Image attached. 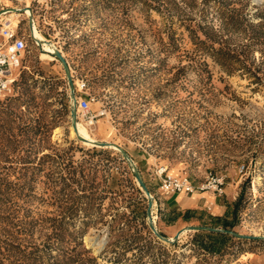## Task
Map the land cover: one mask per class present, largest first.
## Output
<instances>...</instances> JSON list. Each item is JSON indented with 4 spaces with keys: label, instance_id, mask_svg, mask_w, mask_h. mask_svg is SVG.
Returning <instances> with one entry per match:
<instances>
[{
    "label": "rangeland",
    "instance_id": "obj_1",
    "mask_svg": "<svg viewBox=\"0 0 264 264\" xmlns=\"http://www.w3.org/2000/svg\"><path fill=\"white\" fill-rule=\"evenodd\" d=\"M2 6L26 8L0 14V27L15 29L26 49L12 89L0 95V264H264V0ZM55 49L75 96L92 98L93 115L105 110L91 142L72 132ZM76 122L87 124L81 113ZM96 141L132 159L163 237L200 226L244 238L186 232L157 243L130 166ZM159 168L195 188L209 173L222 177L223 193L212 197L220 214L170 203L193 193L161 195Z\"/></svg>",
    "mask_w": 264,
    "mask_h": 264
},
{
    "label": "built area",
    "instance_id": "obj_2",
    "mask_svg": "<svg viewBox=\"0 0 264 264\" xmlns=\"http://www.w3.org/2000/svg\"><path fill=\"white\" fill-rule=\"evenodd\" d=\"M4 10L2 0H0V12ZM26 41L15 29L8 26L0 27V95L9 92L17 80L19 69L24 58ZM17 71V74L15 72ZM85 88V83L76 84L77 91L81 92ZM92 98L89 95L76 97V110L82 114L87 123L94 125L98 117L105 115V110L101 109L96 114H92L90 105ZM78 114V113H77ZM158 177V190L161 195L171 194H192L197 191H209L216 195L223 193V178L209 173L204 178L203 183L195 188L188 176L173 175L167 173L166 168H159L156 171Z\"/></svg>",
    "mask_w": 264,
    "mask_h": 264
},
{
    "label": "water",
    "instance_id": "obj_3",
    "mask_svg": "<svg viewBox=\"0 0 264 264\" xmlns=\"http://www.w3.org/2000/svg\"><path fill=\"white\" fill-rule=\"evenodd\" d=\"M25 10H26V8L13 9L12 11L24 13ZM12 11L9 9H4L0 13H6V12L8 13V12H12ZM29 21H30L29 23H30V27H31L33 24L32 19H30ZM53 55L62 64L64 72H65V76H66V79H67V82H68V85H69V88L71 91V109H70L71 128L73 129V131L75 133H77V128H76V119H77L76 96L74 93V86H73L71 74H70V71H69V68H68V65H67L65 59L63 58V56L60 54V52L57 49L54 50ZM76 138L80 142H88L87 139L81 137L80 135H77ZM92 144L96 147L116 149L121 154L123 160L130 166L132 175H133L138 187L140 188L141 192L144 194V197L147 200L145 215H146L148 227L150 228L154 237L156 239H158V241H161L162 243H165V244H174L175 242L178 241L180 236L186 232H201V231H204V232H220V233H224V234L234 236L236 238H244L243 236L238 235V234H236L232 231H229V230H221V229H214V228H210V227H200V226L184 227V228L180 229L179 231H177L171 238H166V237L161 236V234L156 229V226L154 224V220L152 218V208H153L154 199L151 196L149 190L147 189V187H146V185H145V183H144V181L140 175V172L136 168L132 159L128 156V154L123 149H121L117 145H114V144H111L108 142H98V141H96Z\"/></svg>",
    "mask_w": 264,
    "mask_h": 264
},
{
    "label": "crops",
    "instance_id": "obj_4",
    "mask_svg": "<svg viewBox=\"0 0 264 264\" xmlns=\"http://www.w3.org/2000/svg\"><path fill=\"white\" fill-rule=\"evenodd\" d=\"M194 193L191 197H188V198L172 197V199H170L169 202L172 204H177L180 208L184 210L202 207V208L208 209L209 213L211 214H214V215L220 214L221 207L220 205H218L216 198L215 199L212 198L213 195H215V193L209 192V191H204V192L197 191Z\"/></svg>",
    "mask_w": 264,
    "mask_h": 264
},
{
    "label": "bare ground",
    "instance_id": "obj_5",
    "mask_svg": "<svg viewBox=\"0 0 264 264\" xmlns=\"http://www.w3.org/2000/svg\"><path fill=\"white\" fill-rule=\"evenodd\" d=\"M2 14V13H0ZM5 14V13H3ZM1 22V21H0ZM11 29V28H10ZM45 45V44H44ZM49 51V49H48ZM44 57L49 58V56L47 55H42ZM43 58V57H42ZM15 74H17V71L15 72ZM79 113V111H77ZM76 128H77V135H80L81 137L87 139L88 142H91L88 138L91 139V134H90V124H81L80 122H76ZM73 134H75V132L72 129ZM75 134V135H76ZM74 137V136H73ZM93 139V138H92ZM255 183H256V179L252 182V186L255 187Z\"/></svg>",
    "mask_w": 264,
    "mask_h": 264
},
{
    "label": "trees",
    "instance_id": "obj_6",
    "mask_svg": "<svg viewBox=\"0 0 264 264\" xmlns=\"http://www.w3.org/2000/svg\"><path fill=\"white\" fill-rule=\"evenodd\" d=\"M204 234H205V235H204ZM161 236H163V235L161 234ZM195 236H196V237H202V236H216V237H218V238L221 239V240H227L228 238H231V237H232L231 235L224 234V233H220V232H204V231L197 232ZM153 239H155V238H153ZM155 241H156L157 243H161V242L158 241L157 239H155ZM208 250H210V249L208 248ZM211 252H212V251H211Z\"/></svg>",
    "mask_w": 264,
    "mask_h": 264
}]
</instances>
